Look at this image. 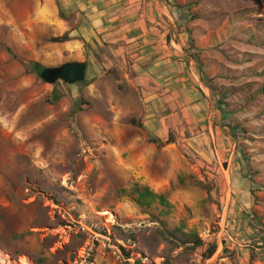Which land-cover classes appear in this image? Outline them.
Instances as JSON below:
<instances>
[{
	"label": "rangeland",
	"instance_id": "374dc122",
	"mask_svg": "<svg viewBox=\"0 0 264 264\" xmlns=\"http://www.w3.org/2000/svg\"><path fill=\"white\" fill-rule=\"evenodd\" d=\"M157 2L122 41L86 1L0 0V264H264V0Z\"/></svg>",
	"mask_w": 264,
	"mask_h": 264
},
{
	"label": "crops",
	"instance_id": "0c3cea01",
	"mask_svg": "<svg viewBox=\"0 0 264 264\" xmlns=\"http://www.w3.org/2000/svg\"><path fill=\"white\" fill-rule=\"evenodd\" d=\"M82 3L90 4L92 8H98V16L96 14L93 17L99 18V25L106 28L100 32L104 33L107 37L115 36L116 33L121 32V40L126 41L128 38H132V35L127 36V28L142 24L146 26L149 20L153 18L145 15L149 14V11L153 13L158 8L159 0H80ZM121 27L122 30H118ZM147 27V26H146ZM127 30V31H125ZM135 38H133L134 40ZM135 41V40H134Z\"/></svg>",
	"mask_w": 264,
	"mask_h": 264
},
{
	"label": "trees",
	"instance_id": "16d2710c",
	"mask_svg": "<svg viewBox=\"0 0 264 264\" xmlns=\"http://www.w3.org/2000/svg\"><path fill=\"white\" fill-rule=\"evenodd\" d=\"M61 17H62V19H64V18H66V15H65L64 13H61ZM70 41H72V39L69 38V37L67 36V37H63V38H61V39H60V38L55 39V41H53V42H55V43H67V42H70ZM198 64H199V63H198ZM199 65H200V64H199ZM27 68H28L31 72H33V73H35V74H37V75H39V76H41L42 73L46 70V69H45L41 64H39V63H32V64H30L29 66H27ZM79 85L85 87V86H89L90 84L87 83L86 81H84L83 83H81V84H79ZM211 89L214 91V88L211 87ZM214 92H215V91H214ZM213 95L215 96L216 93H215V94L213 93ZM216 97H218V96L216 95ZM61 99H62V95H61L60 93H57V92H56V93H54V95H53L52 103H57V102H59ZM219 102H220V101H219ZM84 104H85L84 101H82V103H81V105L79 106V109H78V110H80ZM135 193L138 195V200H137V202H138L140 205H144V204H146L147 206H149V205H150L149 202L146 201L148 198H150V200H152V201H154L155 199H158L161 203L165 204V198H164L163 196H157V195L153 194V193H152L149 189H147V188L138 189V190L135 191ZM160 235L162 236V238H164L165 240H167L170 244H173V245L176 244V245H177V243L173 240L174 237H173L171 234H169V233H167V232H164V231H160ZM187 244H188V246H190V244H193V247H189V248H191V250H195V249L200 248V247L203 246V242H202L200 239H198V238H196V241H194L193 243L188 242ZM186 246H187V245H186ZM215 252H216V248H215V247L210 248V249L207 251V253L204 255V258H205L206 260L211 259V258L213 257V255L215 254Z\"/></svg>",
	"mask_w": 264,
	"mask_h": 264
},
{
	"label": "water",
	"instance_id": "95a60500",
	"mask_svg": "<svg viewBox=\"0 0 264 264\" xmlns=\"http://www.w3.org/2000/svg\"><path fill=\"white\" fill-rule=\"evenodd\" d=\"M86 72L85 63H69L58 68L46 69L41 78L49 84L62 81L67 85H77L86 80Z\"/></svg>",
	"mask_w": 264,
	"mask_h": 264
}]
</instances>
